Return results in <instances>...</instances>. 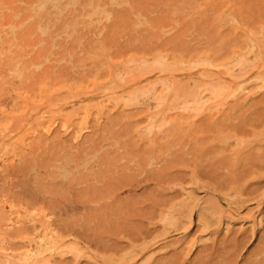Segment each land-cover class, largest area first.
<instances>
[{
	"label": "rangeland",
	"instance_id": "obj_1",
	"mask_svg": "<svg viewBox=\"0 0 264 264\" xmlns=\"http://www.w3.org/2000/svg\"><path fill=\"white\" fill-rule=\"evenodd\" d=\"M0 109V203L47 214L48 264H264V0H0Z\"/></svg>",
	"mask_w": 264,
	"mask_h": 264
},
{
	"label": "bare ground",
	"instance_id": "obj_2",
	"mask_svg": "<svg viewBox=\"0 0 264 264\" xmlns=\"http://www.w3.org/2000/svg\"><path fill=\"white\" fill-rule=\"evenodd\" d=\"M256 56H257V52L255 51V48H254L253 52L246 59L252 61V59L255 58ZM246 59L240 58L235 62V64L233 66H230V67L243 66ZM203 61L207 62L206 60H203ZM250 61H246V62L250 63ZM181 62H183V61L181 60ZM158 63H159V68H161L162 65H160V64H163V62L158 61ZM164 65L166 66L167 64L165 63ZM181 65H183V64H181ZM184 65L188 66L187 64H184ZM165 66H163V68ZM248 66H250V64H248ZM1 71H2V69H1ZM11 71L15 77H21L24 74V68L21 65V63H19L18 61L14 63V66L11 69ZM141 71H142V69H141ZM163 72H165V71H163ZM170 84L171 83H168V82L162 83L161 87L164 88V93H166V92L168 93L171 91V89L169 90V88H171ZM13 87H14V85H13ZM183 88L187 89L186 92H188V96L186 98H184V100L186 103H189V105L191 107H195V106L201 105L203 103L204 100H203V94L202 93L204 92V90L209 91L212 96H215L214 94H217L218 92H222V89L214 87L213 83H211L210 81L209 82L205 81L202 85H198V84L196 85V84H194L193 81L189 80L185 85H183ZM159 91H158V89L154 83L151 86H148L147 88H142L141 91H136V92L133 91V93L129 95V97H128L129 99L128 98L127 99L130 101H136V103L155 106L158 103H162L164 101V97L166 99V97H167L166 95H168V94H166L164 96V93H160ZM170 95H171V92H170ZM180 95L181 94H180L179 90L173 91V97H180ZM160 106H161V104H160ZM0 112H1V109H0ZM2 119H5V118L2 117ZM2 119H0L2 121V122L0 121V133L5 132L6 129H9V128H7V124H5L6 126L3 125L4 120H2ZM9 130H11V129H9ZM10 133L11 132L4 134L3 137L0 138V156H3L6 153L10 152L11 148L13 147L14 137L11 136ZM16 146H17V143H16L15 147ZM6 200H8V198ZM5 204H6V202H5ZM5 204L0 203L1 226H3L2 222H4V220L7 219V217H10L11 219H14L16 221V223H14V225L19 223V226H20V223L24 224V222H29L30 223L29 227L31 228V234H29V237H26V236H28V234L26 233L27 235L25 234V236H24L23 235L24 231H22L23 236H21L20 235L21 232L19 231L20 236H18L16 233L15 234L17 236H9L5 233H2L3 229L0 226V229H2V230H0V264H46V263L48 264L49 262L51 263V258H52L53 254L46 256L47 254L45 255V253H47V251H49L50 248L56 246V244L61 240V236L56 232V230L53 229V227L51 226L52 225L51 222H48L49 220H48L47 214L44 215V212L42 211V209H36L35 210V209H31V208L17 206L15 204H10V203H9V205H5ZM44 208H46V207H44ZM204 212H205V208L202 209V211H201V214H200L201 220H203V218H205ZM36 215H39V216L44 215L45 219H43V218L40 219L38 216L39 220H35L34 216H36ZM207 215H208V213H207ZM209 218H210V216H209ZM4 223L6 225V222H4ZM210 223H212V222H210ZM24 227H26V225ZM32 230L34 232H32ZM5 231H7V230H5ZM17 231H18V229H17ZM17 231H15V232H17ZM33 233H34V235H33ZM30 235H32L34 237L30 238ZM60 244H59V246H60ZM58 247H56V248H58Z\"/></svg>",
	"mask_w": 264,
	"mask_h": 264
}]
</instances>
